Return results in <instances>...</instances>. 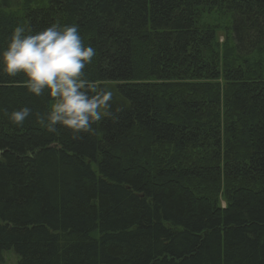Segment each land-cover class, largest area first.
<instances>
[{
    "label": "trees",
    "instance_id": "16d2710c",
    "mask_svg": "<svg viewBox=\"0 0 264 264\" xmlns=\"http://www.w3.org/2000/svg\"><path fill=\"white\" fill-rule=\"evenodd\" d=\"M57 22L118 119L48 132L0 65V264H264V0H0V52Z\"/></svg>",
    "mask_w": 264,
    "mask_h": 264
},
{
    "label": "clouds",
    "instance_id": "9594fccd",
    "mask_svg": "<svg viewBox=\"0 0 264 264\" xmlns=\"http://www.w3.org/2000/svg\"><path fill=\"white\" fill-rule=\"evenodd\" d=\"M95 56L96 49L85 45L76 24L57 22L36 32L25 24L13 29L0 52V65L9 76L23 74L28 92L37 97L47 92L51 98L48 111L36 114L41 127L56 133L59 126L78 137L92 134L93 124L104 118L118 119L111 111L113 90L86 78L84 69ZM31 115L32 109L25 106L9 119L22 126Z\"/></svg>",
    "mask_w": 264,
    "mask_h": 264
},
{
    "label": "rangeland",
    "instance_id": "374dc122",
    "mask_svg": "<svg viewBox=\"0 0 264 264\" xmlns=\"http://www.w3.org/2000/svg\"><path fill=\"white\" fill-rule=\"evenodd\" d=\"M207 21H212L213 23H218V24L220 23V21L216 22V21L211 20L209 18L207 19ZM223 23H224V21H223ZM225 24L226 23L221 24L220 26H222L224 28ZM216 39H217V41H218V43H219L221 48L224 47L225 45L226 46H230V45L225 43V41L227 39V35L223 31H218L216 33ZM220 111L223 112L224 109L220 108ZM195 185H197V184L195 183L194 186ZM213 187H215V185L213 186V184H208V185H204V186H202V184H199L198 188H196V189H198L199 192L210 194V193H212ZM214 194L217 196L218 202L221 205V207L224 208L226 206V204H225L226 202L224 200V185H221L218 189H215V193ZM4 258H5L4 264H18V258L16 257L14 252H11V251L10 252H6L4 254Z\"/></svg>",
    "mask_w": 264,
    "mask_h": 264
}]
</instances>
